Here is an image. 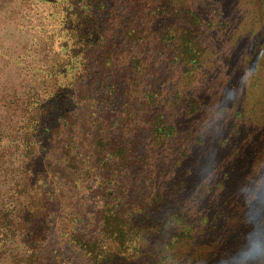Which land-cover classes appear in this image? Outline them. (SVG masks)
<instances>
[{"label":"trees","instance_id":"16d2710c","mask_svg":"<svg viewBox=\"0 0 264 264\" xmlns=\"http://www.w3.org/2000/svg\"><path fill=\"white\" fill-rule=\"evenodd\" d=\"M44 1L51 9L46 13L52 19L49 21L53 27L56 24L51 35L60 41L55 52L62 66L52 74L56 91L45 92L42 104L39 98L29 99L34 116L22 126L25 147L36 151L30 134L37 117L53 103H63V113L57 116L59 134L65 137L57 141L68 137L69 142L60 144V158L67 160L73 175L91 176V191L99 204L97 216L104 217L102 236L74 228L70 242L79 244L92 264H124L118 262L130 251H141L155 238H160L161 247L178 234L177 229H186L178 223L183 213L175 210L172 202L181 204L186 192L179 164L188 153L185 143L190 138L202 142V135L196 134L195 123L194 131L182 122V114L197 112L200 101L198 88L195 95L188 92L179 74L189 83L202 69V55L209 53L203 44L205 32L211 38L216 31L208 10L214 5L205 0ZM219 4L231 13L225 0ZM228 5L235 10L232 0ZM219 17L221 26L227 27L226 16ZM81 98L91 100V128L76 119L75 112L69 113L72 108L65 109L67 103ZM79 134L89 148L84 156L77 150ZM79 154L83 158L77 157ZM170 155L178 160L168 164H173L172 170L160 163ZM25 159L10 162L6 188L0 182V240L13 238L18 230L25 251L17 259L10 247L1 262L0 249V264H44L47 259L52 211L46 177L49 166L40 155ZM165 207L168 210L163 212ZM107 238L117 242L110 250L101 244ZM168 246L173 247L171 241ZM129 263L138 262L132 259Z\"/></svg>","mask_w":264,"mask_h":264},{"label":"rangeland","instance_id":"374dc122","mask_svg":"<svg viewBox=\"0 0 264 264\" xmlns=\"http://www.w3.org/2000/svg\"><path fill=\"white\" fill-rule=\"evenodd\" d=\"M212 1L205 3L214 5L208 10L216 31L211 38L205 32L203 44L209 53L202 55V69L189 83L179 74L188 92L195 95L198 88L200 101L197 112L182 114V122L192 130L195 123L194 131L202 135V142L190 138L185 143L188 153L179 164L186 192L181 204L172 202L183 213L178 223L186 229H177L178 234L161 247L160 238H155L118 263L130 264L133 259L137 264H264V0H232L235 10L225 0L231 13L220 7L223 0L216 5ZM50 11L44 0H0V182L6 188L10 162L34 158V154L43 156L49 166L46 177L52 195L44 264H92L69 237L74 228L102 236L104 217L97 216L99 204L91 191V176L73 175L67 160L60 158V144L69 142L68 137L57 141L65 137L59 134L57 116L63 113V103H53L37 117L30 134L36 151L25 147L22 126L34 116L29 99L39 98L42 104L45 92L54 93L52 74L62 66L55 52L60 41L51 35L56 24L53 27L46 14ZM219 16H226L227 27L221 26ZM84 100L67 103L65 109L72 108L69 113L75 112V118L91 128V100ZM76 139L77 150L86 155L85 139L80 134ZM81 154L77 157L83 158ZM166 159L161 158L160 163L174 169L168 164L178 160L172 155ZM77 219L81 221L76 223ZM15 234L0 240L1 262L10 247L17 259L22 257L19 253L24 254L23 237L18 230ZM170 241L173 247L168 246ZM101 244L110 250L117 242L107 238Z\"/></svg>","mask_w":264,"mask_h":264}]
</instances>
